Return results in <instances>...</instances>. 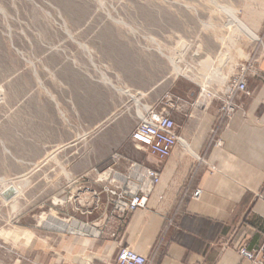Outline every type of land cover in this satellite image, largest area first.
Segmentation results:
<instances>
[{"label": "rangeland", "instance_id": "obj_1", "mask_svg": "<svg viewBox=\"0 0 264 264\" xmlns=\"http://www.w3.org/2000/svg\"><path fill=\"white\" fill-rule=\"evenodd\" d=\"M262 55L264 0H0V264H37L48 219L79 218L78 175L138 161L148 113Z\"/></svg>", "mask_w": 264, "mask_h": 264}, {"label": "crops", "instance_id": "obj_2", "mask_svg": "<svg viewBox=\"0 0 264 264\" xmlns=\"http://www.w3.org/2000/svg\"><path fill=\"white\" fill-rule=\"evenodd\" d=\"M247 68L249 94L237 93L231 112L224 109L229 80L215 73L204 92L174 97L180 141L164 160L136 148L137 160L160 171L161 180L147 207L124 222L111 214L105 195L95 208L83 188L88 174L78 175L79 218H63L69 226L47 236L45 254L35 262L112 264L129 247L147 264H247L237 247L264 243V55ZM116 169L125 172L127 162ZM61 214L67 213L61 208Z\"/></svg>", "mask_w": 264, "mask_h": 264}, {"label": "built area", "instance_id": "obj_3", "mask_svg": "<svg viewBox=\"0 0 264 264\" xmlns=\"http://www.w3.org/2000/svg\"><path fill=\"white\" fill-rule=\"evenodd\" d=\"M237 93L249 94L244 71L228 83L225 91L227 103L224 109L230 112L235 109L232 98ZM131 138L137 149L158 160L170 157L174 147L180 141L177 123L167 109L148 113L133 130ZM123 161L127 162L125 172L116 169V165ZM95 171L97 177L92 180L99 185V189L88 190L92 192L95 199V208L100 206L102 196L105 195L107 203L112 208L111 214L121 222H124L135 210L147 207L151 194L161 180V172L157 169L143 162L128 161L118 154L112 156L106 167L97 168ZM69 191L75 196L77 204L82 192L81 188L76 185L70 187ZM198 193L199 191H196L195 195ZM237 250L247 264H264V243L253 249L245 245L238 246ZM147 262L146 256L129 247H124L118 250L112 264H147Z\"/></svg>", "mask_w": 264, "mask_h": 264}, {"label": "bare ground", "instance_id": "obj_4", "mask_svg": "<svg viewBox=\"0 0 264 264\" xmlns=\"http://www.w3.org/2000/svg\"><path fill=\"white\" fill-rule=\"evenodd\" d=\"M172 62L174 64H176V62L173 59H172ZM176 70L178 71L179 69L176 68ZM47 225L54 226V227H56L58 229L64 230V229H66L68 227V222L65 219H59V218L55 217V215L54 216L52 215L48 219Z\"/></svg>", "mask_w": 264, "mask_h": 264}, {"label": "water", "instance_id": "obj_5", "mask_svg": "<svg viewBox=\"0 0 264 264\" xmlns=\"http://www.w3.org/2000/svg\"><path fill=\"white\" fill-rule=\"evenodd\" d=\"M2 194L5 197V199L9 200L17 194V190L14 186H9L7 189H5L2 192Z\"/></svg>", "mask_w": 264, "mask_h": 264}]
</instances>
